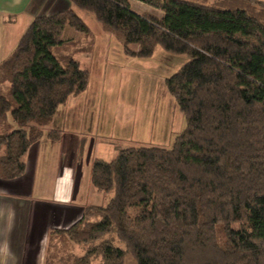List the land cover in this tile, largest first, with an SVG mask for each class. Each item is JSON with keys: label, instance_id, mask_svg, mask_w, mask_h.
Returning a JSON list of instances; mask_svg holds the SVG:
<instances>
[{"label": "trees", "instance_id": "16d2710c", "mask_svg": "<svg viewBox=\"0 0 264 264\" xmlns=\"http://www.w3.org/2000/svg\"><path fill=\"white\" fill-rule=\"evenodd\" d=\"M69 1L127 56L148 58L159 46L188 60L165 79L185 128L171 147L92 160L90 183L111 198L50 231L84 247L67 264H125L126 255L134 264H264V1L140 0L161 18L128 0ZM75 8L35 17L0 63L1 179L23 175L43 136L58 140L57 109L88 86L75 56L90 41L63 39L66 28L90 34Z\"/></svg>", "mask_w": 264, "mask_h": 264}, {"label": "crops", "instance_id": "0c3cea01", "mask_svg": "<svg viewBox=\"0 0 264 264\" xmlns=\"http://www.w3.org/2000/svg\"><path fill=\"white\" fill-rule=\"evenodd\" d=\"M128 2L138 14L163 16L162 11L140 0ZM70 6L75 8L69 0H0V63L12 53L35 17ZM99 24L105 45L107 34H113ZM81 34L90 38L92 47L78 54L89 55L95 49L92 32ZM79 99L78 95L71 96L57 109L51 128L60 132L58 140L43 136L29 147L21 177L0 178V264H45L48 256L53 257L48 255L50 231L69 228L86 206L98 204L96 196L102 198L90 183V165L98 157H92L94 145L84 131L89 103L81 99L82 105ZM95 108L101 111V106ZM58 112L63 113L62 125L55 121Z\"/></svg>", "mask_w": 264, "mask_h": 264}, {"label": "rangeland", "instance_id": "374dc122", "mask_svg": "<svg viewBox=\"0 0 264 264\" xmlns=\"http://www.w3.org/2000/svg\"><path fill=\"white\" fill-rule=\"evenodd\" d=\"M75 11L90 28L95 42L91 54L75 56L81 67L89 71L87 89L78 96L91 106L87 105L88 124L84 131L94 145L92 157L110 160L130 146L171 147L186 121L170 97L165 79L188 60L187 56L168 53L159 46L148 58L127 56L114 35L107 34L109 40L103 45L101 38L105 33L91 13L82 9ZM67 30L63 39H78L77 48L85 47L90 41L81 33ZM5 89L3 86L2 91ZM81 99L79 102L83 105ZM95 102L101 111L95 108ZM55 121L62 125L63 113L58 112ZM96 125L99 130H95ZM100 197L101 200L96 196L94 201L103 205L111 193H100ZM48 243V255L53 254L55 264L65 261L67 264L68 257L84 252L83 246L73 245L59 235H51ZM117 244L122 247L121 243ZM61 258L65 261L60 262ZM125 264H134L129 255L125 257Z\"/></svg>", "mask_w": 264, "mask_h": 264}]
</instances>
